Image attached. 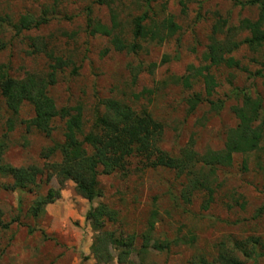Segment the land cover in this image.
<instances>
[{
    "label": "rangeland",
    "instance_id": "rangeland-1",
    "mask_svg": "<svg viewBox=\"0 0 264 264\" xmlns=\"http://www.w3.org/2000/svg\"><path fill=\"white\" fill-rule=\"evenodd\" d=\"M258 12L257 5L231 0H0L7 43L0 53V64L8 67L11 77L21 79L28 73L45 75L51 63L49 55L61 57L68 66L58 72L47 93L58 109L81 108L84 133L103 113L101 101L113 99L138 113L147 111L162 125L158 146L168 155L178 156L190 145L202 155L220 151L227 131L237 125L232 108L240 105V92L261 99L260 120L264 122V45L256 51L246 45L235 50L230 57L239 62L238 69L211 68L216 87L209 98L201 78L190 79L189 87L182 78L190 74L189 66L206 65L202 57L214 27L219 28L218 38L233 28V40L242 41L249 33L236 27L242 19H257ZM142 15H146L144 25L161 26L162 40L137 39L135 53L115 51L110 38L92 34L88 27L91 19L110 28L114 17V34L132 43L133 20ZM24 16L47 23L17 33L15 26ZM168 20L177 27L171 34L165 27ZM194 94L202 101L191 112L188 100ZM209 101L221 102L220 109H213ZM32 116L31 107L24 104L14 129L7 132L10 113L0 96V138L5 143L2 158L13 168L35 166L43 170L46 164L60 161L59 155L47 156L46 151L54 142H63L64 120L53 121L48 138L25 129L24 122ZM145 163L132 158L127 160L126 176L122 171L98 176L102 194L92 203L75 192L70 180L59 186L55 177L47 181L44 175L37 179L41 183L38 192H19L11 189L9 178L0 177V221L8 225L0 229V264H96L91 253L95 234L86 213L98 204L116 212L106 231L120 237L134 235L135 249L141 245L140 235L152 213L154 241L181 240L161 253L148 249L144 264H189L198 255L215 264L218 243L231 246L250 238L260 242L256 249L260 255L253 259H246L239 251L235 255L246 264H264L262 151L235 154L230 167L217 169L211 183L214 198L206 210L203 191L195 192L189 203L179 199L185 176ZM50 188L59 191L58 198L44 207L40 217L30 216L36 196L46 195ZM192 236L194 242L188 243ZM111 254L112 260L101 264H118L117 251L112 249ZM133 259L139 262L137 257Z\"/></svg>",
    "mask_w": 264,
    "mask_h": 264
},
{
    "label": "trees",
    "instance_id": "trees-1",
    "mask_svg": "<svg viewBox=\"0 0 264 264\" xmlns=\"http://www.w3.org/2000/svg\"><path fill=\"white\" fill-rule=\"evenodd\" d=\"M236 4L257 5L258 17L255 20L242 19L236 27L239 31H247L249 36L242 41L233 40L230 33L233 28L228 29V35L222 39L218 38L219 28L214 27L209 38L206 52L203 54L205 66L194 68L189 66V75L182 78L186 87L190 86L189 80L201 78L204 84L206 98L212 96L216 87L211 68L225 66L227 68H239V62L230 55L241 45H246L250 50L256 51L264 45V0H231ZM5 18L0 15V53L7 43L3 39L1 24ZM146 15L133 20L132 43H126L114 34L116 19L113 17L112 27L99 23H93L88 19V27L92 34H100L110 38V43L115 51L135 53L139 45L137 39L162 40L161 26L144 25ZM47 23L46 20H35L30 16L20 19L19 25L15 26L17 33ZM169 33L177 29L171 20L165 26ZM2 35V37H1ZM35 44V43H33ZM36 46V45H34ZM49 71L41 76L28 73L23 78L17 79L9 75L8 67L0 64V96L4 101L6 109L10 113L6 121V131L14 129L16 118L21 107L26 104L31 107L33 116L26 120L25 129H33L50 138L52 123L56 118L64 120L63 142H54L47 149V156H60V161L46 164L45 169L35 166L28 168H13L3 162L5 143L0 138V177L11 180V189L19 192L40 190L41 183L37 182L40 176H46L50 181L52 177L57 179L59 186L67 180L75 184V192L86 199L89 203L102 192L99 188L98 176L111 175L121 172L126 176L127 160L141 158L145 165L151 168H162L175 172L179 177L187 178L186 184L179 194V199L189 203L191 196L198 191L206 193L203 209L206 210L213 201L214 191L211 183L214 182L215 173L218 168L230 167L235 154L246 155L255 151H262L264 146L260 144L264 140V122L260 120L262 101L259 97L252 98L246 93L240 92L241 103L232 108L237 120V125L226 133L223 148L220 151H206L198 155L192 145L182 149L178 156H170L162 151L158 143L162 136V125L155 121L145 110L134 111L128 105L117 100H102L104 111L98 115L90 131L84 133L83 115L80 107L58 109L54 101L48 96L47 90L56 83L58 72L68 66V62L61 57L49 55ZM202 99L199 94H194L188 100L189 110L192 112ZM213 109H220L221 102L209 101ZM260 121V122H259ZM243 170H246V162H243ZM59 196V191L50 188L46 195H37L29 208L30 216L40 217L44 213V207L52 203ZM261 211V210H260ZM153 218L155 213H152ZM116 212L106 204L91 206L86 213V220L94 232L91 244V253L96 264L108 263L112 260L111 250H116V261L118 264H144L148 249L158 253L168 251L172 244L180 239L172 241L152 239L154 229L153 218L148 221L147 229L140 235L141 245L135 249V236H117L115 232L106 231L105 227L110 221H114ZM8 225L0 221V229H7ZM195 237L187 239L188 243L194 242ZM183 241V240H182ZM185 240L183 243H187ZM248 245V246H247ZM260 246L257 239H248L244 243L234 242L231 246L221 241L216 246L217 254L214 257L215 264H246L241 261L235 252L239 251L246 259L259 256L256 249ZM133 256V257H132ZM132 257V258H131ZM138 259L135 262L133 258ZM189 264H209L204 256L194 257Z\"/></svg>",
    "mask_w": 264,
    "mask_h": 264
}]
</instances>
